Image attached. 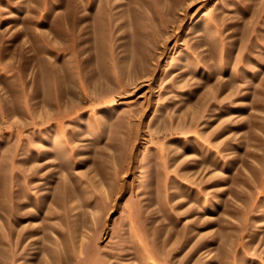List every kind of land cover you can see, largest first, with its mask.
Listing matches in <instances>:
<instances>
[{
	"label": "rangeland",
	"instance_id": "374dc122",
	"mask_svg": "<svg viewBox=\"0 0 264 264\" xmlns=\"http://www.w3.org/2000/svg\"><path fill=\"white\" fill-rule=\"evenodd\" d=\"M0 264H264V0H0Z\"/></svg>",
	"mask_w": 264,
	"mask_h": 264
}]
</instances>
